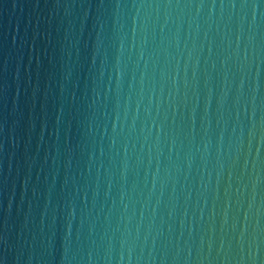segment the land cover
Wrapping results in <instances>:
<instances>
[{
	"label": "water",
	"instance_id": "95a60500",
	"mask_svg": "<svg viewBox=\"0 0 264 264\" xmlns=\"http://www.w3.org/2000/svg\"><path fill=\"white\" fill-rule=\"evenodd\" d=\"M133 2L0 0V264H128L126 224L130 241L139 229L131 264H253V255L264 264V0H224L235 7L223 20L215 0L211 27L207 7L196 16L200 0L172 9L164 8L169 0H145L159 12L142 31V10L135 35ZM257 64L252 116L246 99Z\"/></svg>",
	"mask_w": 264,
	"mask_h": 264
},
{
	"label": "clouds",
	"instance_id": "9594fccd",
	"mask_svg": "<svg viewBox=\"0 0 264 264\" xmlns=\"http://www.w3.org/2000/svg\"><path fill=\"white\" fill-rule=\"evenodd\" d=\"M176 7H180L179 4V0H177L176 5H173L171 0H169V2L167 4L164 5L165 9H172V8H176ZM187 7H192L191 4L187 5ZM207 7V15H206V19L205 22L209 23V27H211V23L213 15H214V8L216 7L215 5V0H213V2L211 4L205 5L204 0H200V2L198 4L195 5V9H196V16L199 17L201 15V13L203 12L204 8ZM235 7L234 4L232 3H224V0H220V5H219V9H220V17L219 20H223L224 15H225V10H231ZM241 8L244 7V4L240 5ZM252 9H253V23L255 22V8L256 5L252 4L251 5ZM132 8L135 10V15H133L131 17L132 20V25H133V35H135V25L137 22V18L141 16V11L143 10V19L141 20V30L143 31L146 27H147V23L152 19V13L153 10H155L158 14L159 12V8L160 5H153L152 3H146L145 0H141L140 3H135V0L132 4ZM117 10L118 13L121 10V6L118 4L117 5ZM228 21H231L232 16H231V12L229 11L228 16H227ZM219 20L216 21L215 23H217V27L219 28ZM172 22V18L170 13L166 12L165 13V23H169ZM239 24V28H238V33L242 31L243 29V24H244V18L241 16L239 18L238 21ZM252 28V24L249 25V29L251 30ZM239 39L240 36L237 35V44H239ZM249 41L251 42V38H249ZM96 50H99V42L97 43L96 46ZM117 55L115 58V65H114V70L116 73V90H117V96H119L120 94V89H121V84H122V79H123V75H124V70L121 66V62H122V58L124 56L125 53V48H124V40L121 37L120 41H119V47L117 48ZM139 57L143 58L144 57V53L143 51H141L139 53ZM224 63H226V61H221V66L223 67ZM137 67H139V63H137L136 65ZM241 72H243V69H241ZM248 72L249 74H251V65H248ZM103 75V72L101 71V76ZM259 76V65L257 64V71L255 76L251 77V85L249 87V93L250 96L246 99V103L250 105L251 107V115L254 116L256 114L257 111V105H256V101H257V93L259 92L260 88H259V84L257 82V78ZM173 82H174V78H173ZM141 92L143 91V73H141ZM245 85V80L243 75L241 76L239 85L237 86L236 92H237V96H236V103L240 104L241 103V97L244 95L243 94V88ZM129 88L131 89V84L129 85ZM228 96V92L227 91H223L222 95L218 101L219 105L222 107L225 100L227 99ZM151 103V99L149 97V104ZM139 109V103L137 104V110ZM260 110H261V122L264 123V101L261 102L260 104ZM147 109H145V112L147 113ZM207 111V108L205 109V112ZM116 116L117 119L120 118V112H119V103H117V111H116ZM128 118V105L127 103H125V107H124V119L126 120ZM251 119V118H250ZM135 123V115L133 116V125ZM219 123V121H218ZM256 127L255 123H253L252 128L249 129V141H248V148H249V152L251 151V141L252 138L254 137L255 133L253 131V129ZM131 131V129H130ZM205 134L207 135V128H205ZM236 129L235 127L233 128V132H235ZM121 132H123V127L121 128ZM113 139H112V144L115 145L116 143V139H115V134H116V128L115 126H113ZM242 136H243V129L240 130V137H238V144L236 147V151L237 153L240 151V148L243 146V140H242ZM262 136H264V133H262ZM145 139H147V137H145ZM220 139L222 141L223 139V130L221 131L220 134ZM209 144L210 142H206L204 144V150H203V155L206 156L207 152H208V148H209ZM134 147V146H133ZM199 150V149H198ZM125 152L127 153V146H125ZM256 154H257V158L259 156V147H257L256 149ZM220 161V156H219V149L217 150V162L219 163ZM234 162V161H233ZM245 166H247V159L245 160ZM123 167L125 170H127L128 168V164L127 161L125 160ZM221 169L223 168V165L220 164ZM257 167V162L256 159L253 160V168L256 169ZM123 175V174H122ZM219 173H217V181H219ZM260 182V175L259 172L257 171L254 177H250V183L252 185V191L250 193V199L248 201V212L245 214V218L248 219L249 218V213H251L253 206L255 205V201H256V187ZM155 186V185H154ZM244 187H247V185H245ZM205 188H207V185H205ZM244 194V189L241 188L238 192L239 197H243ZM121 202L123 203L125 200L124 194L122 192L121 194ZM128 205L126 203H124V209L125 211H127ZM259 212L260 209L257 206L256 208V215L257 217L259 216ZM257 225H258V219H257ZM131 236V233L128 232L127 230V224L125 226V233H122V239L120 241L121 244V249L124 248L125 244H129L128 247V264H131L132 261V249H133V245L135 243V240L139 238V229L137 228V232H136V236L131 238V241L129 240V237ZM147 239V237H145V240ZM64 257L65 259H67L68 257V248L65 247L64 249ZM74 258V257H73ZM124 257L123 254H121V261H123ZM89 260L91 262V253H89ZM253 260V264H255V256L253 255L252 257Z\"/></svg>",
	"mask_w": 264,
	"mask_h": 264
}]
</instances>
